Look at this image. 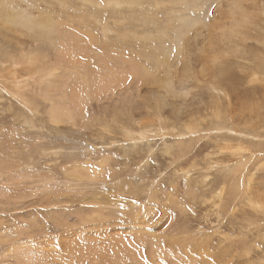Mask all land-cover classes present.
I'll list each match as a JSON object with an SVG mask.
<instances>
[{
    "label": "rangeland",
    "instance_id": "obj_1",
    "mask_svg": "<svg viewBox=\"0 0 264 264\" xmlns=\"http://www.w3.org/2000/svg\"><path fill=\"white\" fill-rule=\"evenodd\" d=\"M112 1L0 0V264H264V0Z\"/></svg>",
    "mask_w": 264,
    "mask_h": 264
},
{
    "label": "bare ground",
    "instance_id": "obj_2",
    "mask_svg": "<svg viewBox=\"0 0 264 264\" xmlns=\"http://www.w3.org/2000/svg\"><path fill=\"white\" fill-rule=\"evenodd\" d=\"M107 2L109 3V0H107ZM124 3V2H123ZM112 4H115V5H117L118 4V1L117 0H113L112 1ZM125 4V3H124ZM133 4V3H132ZM1 12V11H0ZM7 13V12H6ZM6 13H4V15H6ZM1 14H2V12H1ZM1 14H0V19H2V17L3 16H1ZM8 14V13H7ZM15 15V14H14ZM14 15L12 16V14H8V15H6L4 18H6L7 17V19L9 18V16H11V18L12 17H14ZM18 15H16V18H19V16L17 17ZM25 16H27L26 14H25ZM24 16V17H25ZM28 17V16H27ZM30 17V16H29ZM21 18V17H20ZM25 20L27 19V18H24ZM12 20H13V18H12ZM34 19L33 18H28V20H26L25 21V23H27V25H29V26H31V27H34V21H33ZM1 21V20H0ZM16 21V20H15ZM109 22V21H108ZM25 25V24H24ZM27 25H25L24 27L26 28L27 27ZM28 29V28H27ZM30 30H31V28H29ZM23 58V57H22ZM26 58V57H25ZM28 64H33L34 63V58H32V57H30L29 59H28ZM78 63V62H77ZM79 64V63H78ZM76 66V65H75ZM81 69V68H80ZM57 70V69H56ZM77 70V69H76ZM33 75V74H32ZM43 80V79H42ZM86 85H88L89 83H88V79H86ZM23 83V82H22ZM57 84V83H56ZM20 86V85H19ZM19 86H18V88H19ZM23 86V85H22ZM99 87H100V85H99ZM105 87H106V85H105ZM111 87H112V84H111ZM22 88V87H21ZM48 88V87H47ZM79 88V87H78ZM78 88H77V90H78ZM109 88L110 87H107V90H109ZM45 90V89H44ZM85 90V89H84ZM105 90H106V88H105ZM104 90V91H105ZM50 97V96H49ZM219 98H221V97H219ZM227 100H228V98H226ZM28 102V101H27ZM30 103H28V105H29ZM228 104H230V103H228ZM31 106V105H30ZM57 112V111H56ZM53 113V112H52ZM212 114L217 118V119H221V111H219V108L218 107H215L214 108V111H212ZM56 117H59V115L57 114L56 115ZM214 117V118H215ZM154 121V120H153ZM212 122V121H211ZM143 124H145V123H143ZM146 125V124H145ZM148 125V124H147ZM150 125V124H149ZM149 125H148V127H146L145 126V128H141V131H142V137L143 138H138V139H141V140H143V139H147V138H145V137H147V136H153V134H152V128H150L149 127ZM199 126H200V124H198ZM141 127V126H140ZM127 129V128H126ZM125 129V130H126ZM171 129V128H170ZM216 129V128H215ZM158 131H157V135H161V136H166V135H168V133L166 132V129H165V127H163V126H160L158 129H157ZM186 130L187 131H189L190 133H193L194 131H197V130H199V127L198 126H196V125H193V124H191V125H186L185 126V132H186ZM140 131V130H139ZM173 132L175 133V135L176 136H181L182 134L183 135H185V132H181V128H176V127H173ZM127 133H131L130 132V130L128 131L127 130ZM126 133V134H127ZM125 134V135H126ZM137 134H139V133H137ZM128 136V135H127ZM137 136V135H136ZM129 138V137H128ZM134 138H131L130 140H133ZM148 140V139H147ZM230 149H234L235 150V152H237V153H241V151L243 150V145H237V146H231V147H229ZM234 152V153H235ZM237 153H236V155H237ZM240 155V154H239ZM240 157V156H239ZM250 160V159H249ZM240 162H243V161H240ZM228 165V164H227ZM241 165H242V163H241ZM230 167V166H229ZM236 168V167H235ZM241 168V167H240ZM230 170V169H229ZM237 170V169H236ZM243 170V169H242ZM232 172H233V170H232ZM234 172H236V171H234ZM244 172V171H243ZM243 174V173H242ZM241 175V174H240ZM244 175V174H243ZM239 181V180H238ZM240 182V181H239ZM241 183V182H240ZM244 183V182H243ZM242 184V183H241ZM241 184H240V187H241ZM239 185V184H238ZM253 185V184H252ZM250 186V185H249ZM248 187V186H247ZM244 189V188H243ZM221 194L222 193H219L218 194V196L221 198L222 196H221ZM250 196L248 195V198H249ZM251 198V197H250ZM252 199V198H251ZM248 201V200H247Z\"/></svg>",
    "mask_w": 264,
    "mask_h": 264
}]
</instances>
